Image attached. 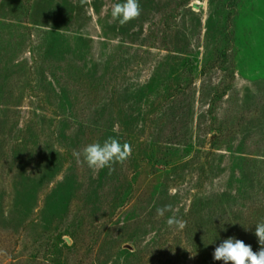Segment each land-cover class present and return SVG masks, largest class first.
<instances>
[{
  "label": "rangeland",
  "instance_id": "obj_1",
  "mask_svg": "<svg viewBox=\"0 0 264 264\" xmlns=\"http://www.w3.org/2000/svg\"><path fill=\"white\" fill-rule=\"evenodd\" d=\"M187 1L0 0V264H223L222 220L260 250L264 0ZM109 136L132 154L93 176L73 153Z\"/></svg>",
  "mask_w": 264,
  "mask_h": 264
},
{
  "label": "clouds",
  "instance_id": "obj_2",
  "mask_svg": "<svg viewBox=\"0 0 264 264\" xmlns=\"http://www.w3.org/2000/svg\"><path fill=\"white\" fill-rule=\"evenodd\" d=\"M80 4L89 5L91 0H80ZM140 14L139 0H123L122 3L112 5L110 22H118L120 26H124L139 18ZM131 154L132 146L128 142L121 144L115 136L107 137L102 143L87 144L81 151L73 153L77 163L81 166L86 165L93 176L103 169H108V173L111 174L117 165H124ZM166 212H173L172 205L156 208L159 217H163ZM166 223L169 228L174 227L178 230L186 227V221L177 218L175 212ZM255 235L260 245L258 252H254L251 246L242 240L229 237L215 248L214 260L223 261V264H264V221L255 225Z\"/></svg>",
  "mask_w": 264,
  "mask_h": 264
},
{
  "label": "trees",
  "instance_id": "obj_3",
  "mask_svg": "<svg viewBox=\"0 0 264 264\" xmlns=\"http://www.w3.org/2000/svg\"><path fill=\"white\" fill-rule=\"evenodd\" d=\"M188 4L189 2L187 0H168V4L171 5V7L173 8V14L177 12V8H181V6H184V4ZM168 15V14H167ZM173 27V24L169 25V28L171 29ZM155 45H149V47H154ZM206 70V65H204V69L203 71ZM185 85L187 87L188 90H190L192 88L193 85V77L191 76L189 80L185 81ZM220 87L222 89V93L221 95H217L216 97L221 96L222 98V94H226L229 90H231L232 88V81H225L222 82L220 84ZM215 105V103H213ZM215 119L217 118H211L209 119L212 123L215 121ZM221 127V126H220ZM170 133H166L164 136L169 135ZM165 141H169V137H167V139ZM234 197L240 199V200H245L247 201L246 204H240L241 206H245V207H249V208H253L255 209V211H261L264 209V191H262L261 189H257L256 186L252 187L249 189V187L247 188H242V190H236V193L234 195ZM208 199V196H207ZM206 211H203V213L205 214ZM250 212V211H249ZM228 218V217H227ZM210 219V218H209ZM229 220V219H228ZM258 222H256L255 219L252 218V216L249 218L248 224L251 228H255V225ZM218 225L220 227V232L222 233L223 237L225 239L229 238V237H234L235 239L240 236L241 234H245V237L247 236V234H250L246 229L244 230H240V229H236L233 222H228L227 220L224 221L222 220L221 222H219ZM176 230V232H174V236H176V238H179L180 236L184 235L187 233L188 230L186 229H182V230H178L176 228H174ZM166 239H164L162 242H164ZM160 242L161 246L163 248H165L164 243ZM167 242V241H166ZM171 241H168V244ZM176 244V243H175ZM171 245L169 246V248H171V250H174L176 247V245ZM179 244V243H177ZM174 247V248H173ZM157 251H159L158 249L156 250H151L150 252L152 253H156ZM164 255H166L164 253ZM176 254H174L175 256ZM223 262V261H222Z\"/></svg>",
  "mask_w": 264,
  "mask_h": 264
}]
</instances>
